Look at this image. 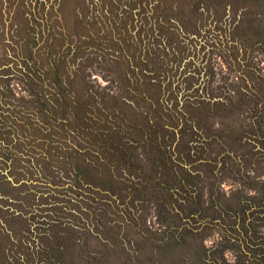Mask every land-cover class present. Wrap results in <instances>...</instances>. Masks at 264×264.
Here are the masks:
<instances>
[{"label": "rangeland", "instance_id": "374dc122", "mask_svg": "<svg viewBox=\"0 0 264 264\" xmlns=\"http://www.w3.org/2000/svg\"><path fill=\"white\" fill-rule=\"evenodd\" d=\"M30 1L0 0V264H187L202 247L234 264L241 235L264 264V0ZM167 225L181 245L140 244Z\"/></svg>", "mask_w": 264, "mask_h": 264}, {"label": "trees", "instance_id": "16d2710c", "mask_svg": "<svg viewBox=\"0 0 264 264\" xmlns=\"http://www.w3.org/2000/svg\"><path fill=\"white\" fill-rule=\"evenodd\" d=\"M257 47L261 48V49H264V46H261V45H257ZM2 157H3V160L2 159L1 160L4 161L5 165L9 169V171L13 170L15 162H17V160L19 159L18 156L15 155V154H8V155L5 154ZM64 160L66 161L65 158H64ZM28 161H29V164L31 166L32 163H33V160L32 159H28ZM78 170H79V168L77 169V172L76 171L75 172L78 173L79 172ZM22 177L26 181H30L31 183L34 182V180H33L34 176H28V175L25 174V175H22ZM37 177L40 178L41 174L40 173L37 174ZM52 182L54 183L53 179H52ZM177 186L181 187L182 183L179 182L177 184ZM112 187H114V186H112ZM176 191H178V189H176ZM117 205L118 204H116V206ZM108 206H109L108 208H110L111 210L110 211H106L107 214L113 210V208L111 207L110 203L108 204ZM171 207H172V204H171ZM203 210L204 209H199L198 210L197 207H196V208H194L193 211L198 213L200 211L203 212ZM168 211H169V213H172V210L168 209ZM205 211H206V208H205ZM113 212L116 213L117 215L121 216L120 222L118 223L119 230L117 231V236H118V238H120L119 234H121V232H122L121 231L122 230L121 226L123 225L122 221L125 220V215H123L124 214L123 212H125V210L124 211H115V210H113ZM202 212H200V214H202ZM239 212H245V210H240L238 212L236 211V214H239ZM175 213H176V215H179V212H175ZM130 220H134V218H130ZM128 224L131 225V222H128ZM172 227H173V225H167L166 229L164 231H162V232L161 231L160 232H149L148 233L149 235L146 236L144 239L141 238V241H139V242L144 247H146V245H148L149 248H151V247L157 248L158 250L162 251V253H164V251H166L168 249H171V248H174V247H178L179 245H181V243L179 241V237L180 236H175L174 233L172 234V232H171ZM183 227H185V229H186L185 231L188 232L190 230V232H191V229H189V227H187V225L183 226ZM141 228L144 230V227H141ZM141 228L138 227V223H136V225L134 226V233L136 235H139V233H141L140 232ZM204 229H205V227H204ZM86 230H87V232H88V230L90 232L89 228H86ZM103 231L106 234L111 232L109 229H105ZM147 232H148V230H147ZM168 234H170V235H168ZM189 234L192 235V232L189 233ZM125 236L126 235H124V237ZM152 236L155 237V238L152 239L151 238ZM203 237H204V234L200 236V239L202 240ZM239 239H241L240 241L242 243H239V242L238 243L240 245H242V247L244 246V248H246L247 251H244V249L241 247L240 251H237V253H236L237 260H236V262L234 264H263V262H262L263 260L260 259V257H261L260 249L261 248L259 249V247H260L259 244L254 242V240L251 239L250 236L248 237V241L246 240L245 237H243V235H241L239 237ZM137 241H135L134 244L139 246L140 244ZM120 244L122 246H124L123 245L124 243L120 242ZM253 244H254V247H253ZM233 249L235 250L234 247H232V250ZM195 253H197L196 256L193 257V259L187 264H229V263H226V261H224L221 253H218L216 250H214L212 248L211 249H206V248L202 247L200 249V251H196Z\"/></svg>", "mask_w": 264, "mask_h": 264}, {"label": "flooded vegetation", "instance_id": "af4514ba", "mask_svg": "<svg viewBox=\"0 0 264 264\" xmlns=\"http://www.w3.org/2000/svg\"><path fill=\"white\" fill-rule=\"evenodd\" d=\"M6 2V1H5ZM24 2V1H23ZM25 3V2H24ZM30 4H33V5H37V8H38V6H39V0H34V1H30ZM34 19H35V17H34ZM39 20V19H38ZM8 25H9V23H7ZM37 24H31L30 22H28V24H27V26L25 27L26 28V33H28L29 31V29H30V27H31V29H34V30H37V29H40V26H39V24H38V26H36ZM47 28H49L50 29V26H48ZM46 28V29H47ZM28 65V64H27ZM57 67H58V65L56 64V69H52L51 68V66L49 65V71H46V72H44V75L46 76H49V78H52L56 83L58 82V78H57V76H58V70H57ZM23 70V69H22ZM24 71V70H23ZM24 72H26V71H24ZM48 72L49 73H53L54 75L52 76V77H50V75L48 74ZM34 74H36V73H34ZM26 75L27 76H29V77H31L30 76V74L29 73H27L26 72ZM38 76V75H37ZM39 77H40V75H39ZM21 80L23 81V83H25V84H29L30 83V80H28V79H26L25 77H21ZM58 85V84H57ZM58 87H60L59 85H58ZM0 98H1V96H0ZM263 143H264V141H263ZM263 154H264V149H263Z\"/></svg>", "mask_w": 264, "mask_h": 264}, {"label": "clouds", "instance_id": "9594fccd", "mask_svg": "<svg viewBox=\"0 0 264 264\" xmlns=\"http://www.w3.org/2000/svg\"><path fill=\"white\" fill-rule=\"evenodd\" d=\"M214 235L216 236L217 239L220 238L218 234H215V233H214ZM204 243H205V246H206V247H210L211 244L213 243V241H212L211 239H206ZM225 258H226V259H230V258H232V257H231V252H230V250H225ZM233 259H234V258H233Z\"/></svg>", "mask_w": 264, "mask_h": 264}]
</instances>
